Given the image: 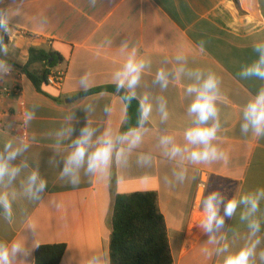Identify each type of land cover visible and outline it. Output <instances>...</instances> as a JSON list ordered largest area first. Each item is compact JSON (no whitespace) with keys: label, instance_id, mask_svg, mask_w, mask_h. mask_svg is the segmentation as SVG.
<instances>
[{"label":"crops","instance_id":"obj_1","mask_svg":"<svg viewBox=\"0 0 264 264\" xmlns=\"http://www.w3.org/2000/svg\"><path fill=\"white\" fill-rule=\"evenodd\" d=\"M0 9L11 12L15 27L8 37L7 58L23 65L30 47L51 50L61 57L55 70L63 72L59 87L45 88L50 97L37 92L14 67L12 76L2 81L11 94L0 96V150L10 134L23 135L32 146L20 159H26L31 168L39 167L47 180L41 199L17 196L11 222L0 216V240H22L30 249L29 256L19 259L34 264L38 246L62 244L59 264H86L93 254L102 255L104 264H109L114 197L134 192L156 193L174 264H222L217 248L227 243L234 251L245 243L247 227L240 220V209L232 219L226 218L217 244L207 243L208 236L193 225L200 216L201 198L208 192L220 190L227 198H239L264 188V139L240 130L243 106L264 87V80L239 75L242 66L257 58L254 43L264 40V0H96L95 6L90 0H0ZM41 17L46 18L43 25ZM124 40L151 61L138 88L141 94L150 93L154 105L148 131L126 165L114 163L103 177L82 173L80 183L73 186L58 179L59 157L52 151L55 137L50 134L64 124L69 111H76L83 124L81 109L89 104L95 108L89 114L93 127L120 132L126 119L119 96L108 91L76 95L83 92L79 79L84 73H90L91 88L114 85L112 74L125 59L119 51ZM178 51L188 54V68L212 71L220 79V130L214 143L226 155L210 163H186L182 182L174 176L177 161L164 154L159 138L169 134L177 143H185L183 133L191 120L187 114L191 97L185 87L191 81L182 76L166 89L154 83L157 69L171 68L163 61ZM158 97L167 102L166 121L155 110ZM33 105L35 118L25 127L23 112ZM105 105L112 107L110 116L103 111ZM141 153L151 156L150 164L137 163ZM30 170L17 177L13 188L18 192ZM257 215L262 222L258 235L264 240V201Z\"/></svg>","mask_w":264,"mask_h":264},{"label":"clouds","instance_id":"obj_2","mask_svg":"<svg viewBox=\"0 0 264 264\" xmlns=\"http://www.w3.org/2000/svg\"><path fill=\"white\" fill-rule=\"evenodd\" d=\"M95 6L96 0H90ZM19 11L18 9L16 10ZM13 15L7 9H0V81L10 78L14 72L13 66L7 57L9 53L8 42L5 36L11 37L15 27L11 24ZM41 25L46 23V18L41 17ZM111 43L110 41H106ZM102 46V45H101ZM253 50L257 58L250 64L242 66L239 75L243 79L257 78L264 80V40L254 43ZM125 56L123 64L112 74L115 85V94L123 103L125 119L127 109L132 101L138 103V116L135 126H130L124 132H113L105 127L103 131L93 127L89 114L95 111L93 105L84 107V122L81 124L76 111H69L64 116V124L50 135L55 137L52 151L59 157L56 161L60 167L58 179L73 186L78 185L81 174L88 177H103L114 163L124 166L128 163L129 155L137 149L148 131L146 125L154 111L150 93H139L141 77L146 69H150L151 61L146 59L136 46L129 48L124 40L119 49ZM203 51V43L200 45ZM188 54L178 51L171 59H165L164 64H172L171 68L160 67L157 69L154 83L161 89H166L170 81H179L182 76H187L191 81L185 87V93L191 97L187 114L191 118L190 126L183 133L185 143H177L174 136L163 134L159 144L164 154L171 160H176L179 170L174 172L176 180L183 181L186 177L185 164L193 165L210 163L226 159L225 153L214 143L218 139L220 130L219 109L217 102L222 99L220 93V79L212 72H205L199 68L187 67ZM90 73H84L79 79V88L88 92L91 88ZM155 110L158 111L161 121L168 119L167 102L163 97L157 98ZM103 111L106 116L112 113V107L105 105ZM35 118V105L23 112L22 123L25 127L30 125ZM79 125V127H78ZM242 133H251L258 139H264V87H261L242 109ZM34 139V138H33ZM32 146V142L23 135H11L0 150V216L11 222L13 218V201L18 195H23L29 200H39L46 191L47 180L41 176L39 167L31 168L26 159H20ZM151 156L141 153L137 163L148 165ZM28 171L26 177L20 182L21 191L18 192L13 185L22 171ZM261 201H264V188H258L242 194L239 198H227L220 190H213L204 195L200 201V216L193 225L208 236L207 243L217 244L219 234L225 228L226 218L232 219L240 209V220L246 224L247 236L245 243L237 250H230L227 243L215 250L216 254L223 255L222 264H264V243L259 237L261 232V219L258 217ZM259 249V251H258ZM209 256L212 252L204 250ZM30 249L22 240H0V264H27L25 259ZM86 264H104L102 255H91Z\"/></svg>","mask_w":264,"mask_h":264},{"label":"trees","instance_id":"obj_3","mask_svg":"<svg viewBox=\"0 0 264 264\" xmlns=\"http://www.w3.org/2000/svg\"><path fill=\"white\" fill-rule=\"evenodd\" d=\"M237 3V0H234ZM5 42L8 37L5 36ZM31 82L35 90L50 97L47 75L55 70L61 57L51 50L30 47L23 65L3 57ZM116 92L115 85L91 88L76 95L81 98L98 92ZM138 103L132 101L120 132L135 126ZM62 244L40 245L34 251V264H59ZM109 264H174L165 220L157 205L155 192H134L114 197L109 238Z\"/></svg>","mask_w":264,"mask_h":264},{"label":"built area","instance_id":"obj_4","mask_svg":"<svg viewBox=\"0 0 264 264\" xmlns=\"http://www.w3.org/2000/svg\"><path fill=\"white\" fill-rule=\"evenodd\" d=\"M63 79V72H59L56 70H52L48 75H47V83L50 86L54 87H59L61 85ZM11 94V91L9 90L8 86L5 85L2 81H0V96L4 95H9Z\"/></svg>","mask_w":264,"mask_h":264}]
</instances>
